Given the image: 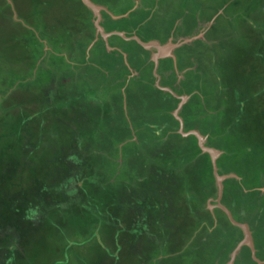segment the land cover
Here are the masks:
<instances>
[{
    "label": "rangeland",
    "instance_id": "obj_1",
    "mask_svg": "<svg viewBox=\"0 0 264 264\" xmlns=\"http://www.w3.org/2000/svg\"><path fill=\"white\" fill-rule=\"evenodd\" d=\"M91 1L0 0V264H264V0Z\"/></svg>",
    "mask_w": 264,
    "mask_h": 264
},
{
    "label": "trees",
    "instance_id": "obj_2",
    "mask_svg": "<svg viewBox=\"0 0 264 264\" xmlns=\"http://www.w3.org/2000/svg\"><path fill=\"white\" fill-rule=\"evenodd\" d=\"M34 47H36V45L34 46ZM223 113H222V115H226V112L225 111H222ZM229 114H230V116H231V122H236V120L237 119H239L240 117H239V115H236V114H234V113H231V112H228ZM189 116V115H188ZM225 119H226V117H225ZM227 121H229V118H227ZM230 122V123H231ZM224 123H226V122H224ZM53 126H54V124H53ZM189 126H191V125H189ZM223 126H221V128H222ZM220 128V129H221ZM231 128H233V126L231 127ZM233 129H235V132L236 133H238L237 132V129L236 128H233ZM222 130H224V129H222ZM232 131V130H231ZM224 132V131H223ZM224 140H225V138H224ZM197 146V145H196ZM237 148H244L243 146H241V143H240V146H238ZM226 149V148H225ZM244 149H247V148H244ZM116 151H118V150H116ZM237 152V151H236ZM236 152H232L233 153V155H235L234 153H236ZM204 155H209V153H203ZM125 156H126V154L124 153V152H121V155H119V151H118V153L116 152V155H115V157H124L125 158ZM206 156V157H207ZM197 159H196V166L193 164V159L189 162V166H191V173H192V171L195 173V175H197V177L199 178V179H202V177H203V174H204V170H203V164H205V163H203L202 161H201V156H199L198 157V155L197 156H195ZM225 158H232V155L230 156H224ZM9 160L10 161H12L13 162V160L14 161H17L16 159H17V157H14V155H11V156H9ZM101 159H102V162L104 161L105 162V164L106 165H108L109 167H110V165L109 164H111L112 163V161H110L107 157L105 158L104 156L103 157H101ZM178 160H180L179 158H178ZM209 160H210V163H209V166L210 167H212L211 166V159H210V156H209ZM0 162H1V160H0ZM186 164V163H185ZM116 167H118V164H116ZM115 167V168H116ZM121 167H123V166H121ZM111 168V167H110ZM114 172L113 173H115L116 171H117V168H116V170L114 169L113 170ZM183 171V170H182ZM117 173V172H116ZM190 173V174H191ZM3 179H5V177L3 178ZM41 179V180H40ZM158 179V178H157ZM203 180V179H202ZM39 181H42L43 182V184L40 186V187H42V190H40V192L39 193H41V192H44V191H46L47 190V186L45 185V180H42V178H39ZM213 181V180H212ZM202 182H204V180L202 181ZM178 183V185H182V187H184V188H186V186H188L187 185V183H184V181H178V182H176L175 184H177ZM119 185V184H118ZM208 185H210V183L208 182H206V184H203V185H201V190H202V188L205 186V187H207L208 188ZM117 185H113V184H111L110 186H108L110 189L111 188H114V187H116ZM170 185H168V187H169ZM39 187V188H40ZM171 187H173L172 185H171ZM44 189V190H43ZM205 190H206V188H205ZM107 191V190H106ZM110 191V190H109ZM109 191H107V192H109ZM207 193V194H206ZM206 195H205V198L208 196V195H210V193L208 194V191L206 190ZM185 197H187V196H185ZM189 198V197H188ZM204 198V197H203ZM205 198H204V200H205ZM192 199L191 198H189L188 199V203H190V204H188V206L189 205H194V204H196L195 206L197 207L200 203L202 204V206H201V208H204V202H203V200H196V199H194L193 200V202H190ZM43 204H45V203H43ZM145 205H143V207H144ZM47 209H48V207H46ZM148 216L151 218V216L148 214ZM149 218V219H150ZM165 236H166V233H165ZM165 239V241H160V245H159V248H156L157 249V251H156V253L158 254H161L162 252H164V250H162V248H161V245H162V243H164V242H167V237H165L164 238ZM167 245H168V242H167ZM154 246H155V244H154ZM164 245H162V247H163ZM154 248L155 247H153V250L151 251V249L149 250L152 254H154L155 253V250H154ZM155 256H156V254H155ZM158 258V257H157ZM161 261V260H160ZM153 263L155 264V263H158V261H156V259L153 261ZM150 264H152V263H150Z\"/></svg>",
    "mask_w": 264,
    "mask_h": 264
},
{
    "label": "flooded vegetation",
    "instance_id": "obj_3",
    "mask_svg": "<svg viewBox=\"0 0 264 264\" xmlns=\"http://www.w3.org/2000/svg\"><path fill=\"white\" fill-rule=\"evenodd\" d=\"M112 34H114V36H122L123 37V35H121L120 33V35L118 34V33H112ZM113 36V35H112ZM134 37H137L136 36V34H134ZM140 40L142 41V42H144V43H146L145 45V47H144V45H142L145 49H147V50H149V48H150V46H152L153 44H154V46L155 47H157V48H159V52H157V53H155V55L154 56H152L151 55V57H153V60H155L156 61V64H157V67H158V65H160V61L162 60V59H167V58H171L172 56H168V57H162V56H164V55H166V54H169V51L171 50V46H163V45H158L156 42L158 41V40H147V41H143L141 38H140ZM156 41V42H155ZM159 42V41H158ZM153 43V44H152ZM180 45H182V42H180V44H179V46ZM163 46V47H162ZM179 46H177L175 49H177ZM174 49V50H175ZM170 55V54H169ZM194 71L196 72V69L194 68ZM198 74H200V73H198ZM159 80H160V78H159ZM160 82V81H159ZM159 82H158V84H159ZM174 94L173 95H175L176 96V99H179V100H181L180 101V103L178 104V108H185L188 104H187V102H185L184 100V98H180L179 97V94H176V92H173ZM187 104V105H186ZM178 114V113H177ZM188 114V113H187ZM178 116V118H179V127H178V129H180V128H182V126H183V124H184V122H186L184 119H181V116L180 115H177ZM190 116V115H189ZM185 124H187V122L185 123ZM187 126H189V124L187 125ZM181 133V132H180ZM224 189L226 190V187H224ZM223 192V191H222ZM225 193H226V191H224ZM227 195H228V197L230 196V194H229V190H227ZM223 198H225V194L223 193L222 194V200H223ZM253 200V199H252ZM255 201H256V199H255ZM253 202H254V200H253ZM258 204V201H256V203H255V206ZM231 262V261H230Z\"/></svg>",
    "mask_w": 264,
    "mask_h": 264
},
{
    "label": "water",
    "instance_id": "obj_4",
    "mask_svg": "<svg viewBox=\"0 0 264 264\" xmlns=\"http://www.w3.org/2000/svg\"><path fill=\"white\" fill-rule=\"evenodd\" d=\"M84 3L89 7L91 8L95 14L98 16V18H100V15H99V12L101 11V7L99 8L98 6H96L95 4H93V2L91 0H83ZM96 25H97V28L99 30V32H103L101 26L98 24V21L96 22ZM135 39H137L139 41L140 44L144 45V47L146 46L144 42H142L139 38L135 37ZM153 44V43H152ZM154 46V44L152 45ZM194 134H196L199 138L200 136L198 135V133L196 132H192ZM200 146L203 150H206L208 151L210 154H212V161H213V166H214V171H215V175H216V178H217V182H218V186L220 188V193H222L223 191V185H222V180H221V177L217 174V164H216V154H215V151L214 150H211L209 148H206L203 143L200 141ZM221 195V194H220ZM238 224V223H237ZM241 226V228H243L245 230V239L242 241V243L240 244L239 248L243 245H246V244H249V234H248V231H247V228L245 225H242V224H239ZM237 251V250H236ZM238 252V251H237ZM237 252L235 254H233L232 256V260L230 262V264H233L234 263V260H235V257L237 255Z\"/></svg>",
    "mask_w": 264,
    "mask_h": 264
},
{
    "label": "crops",
    "instance_id": "obj_5",
    "mask_svg": "<svg viewBox=\"0 0 264 264\" xmlns=\"http://www.w3.org/2000/svg\"><path fill=\"white\" fill-rule=\"evenodd\" d=\"M123 37H125L124 35H123ZM127 38V37H126ZM131 38H134V36H131ZM156 42V41H155ZM158 45H162V43H160V42H156ZM179 46V45H178ZM154 47V49H155V51L153 52V54L155 55V53H157V52H159V48H157V47H155V46H153ZM176 47V46H175ZM175 47H171V50L169 51V54H166V55H164V56H162V57H168V56H172L173 55V52H174V49H175ZM153 55V56H154Z\"/></svg>",
    "mask_w": 264,
    "mask_h": 264
},
{
    "label": "bare ground",
    "instance_id": "obj_6",
    "mask_svg": "<svg viewBox=\"0 0 264 264\" xmlns=\"http://www.w3.org/2000/svg\"><path fill=\"white\" fill-rule=\"evenodd\" d=\"M248 234H249V232H248ZM249 242H250V234H249ZM242 247V246H241Z\"/></svg>",
    "mask_w": 264,
    "mask_h": 264
},
{
    "label": "clouds",
    "instance_id": "obj_7",
    "mask_svg": "<svg viewBox=\"0 0 264 264\" xmlns=\"http://www.w3.org/2000/svg\"><path fill=\"white\" fill-rule=\"evenodd\" d=\"M180 129H182V128H180ZM182 132V131H181Z\"/></svg>",
    "mask_w": 264,
    "mask_h": 264
}]
</instances>
